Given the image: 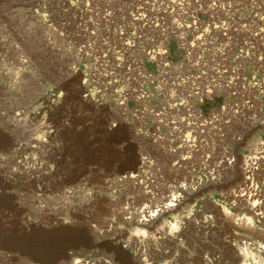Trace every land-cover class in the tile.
I'll return each instance as SVG.
<instances>
[{
  "label": "rangeland",
  "instance_id": "374dc122",
  "mask_svg": "<svg viewBox=\"0 0 264 264\" xmlns=\"http://www.w3.org/2000/svg\"><path fill=\"white\" fill-rule=\"evenodd\" d=\"M219 1L236 5V18L249 3L264 10V0ZM70 2L0 0V264H240L243 248L264 246V126L230 125L210 140L213 154L136 137L70 71L67 39L56 38L75 32ZM263 10L251 17L264 23ZM143 158L152 167L141 191L128 176ZM244 188L258 194L256 219L237 200Z\"/></svg>",
  "mask_w": 264,
  "mask_h": 264
},
{
  "label": "bare ground",
  "instance_id": "6f19581e",
  "mask_svg": "<svg viewBox=\"0 0 264 264\" xmlns=\"http://www.w3.org/2000/svg\"><path fill=\"white\" fill-rule=\"evenodd\" d=\"M69 4L75 32L65 37L56 31V38L67 39L70 71L83 77V96L104 107L115 106L119 124L130 127L136 137L163 145L164 152L213 154L216 148L210 140L224 138L230 125L264 126V30L260 29L264 23L251 17L253 10H263L262 5L249 3L236 18L237 6L219 0ZM93 80L102 83L99 97ZM215 101L206 113V102ZM254 161L251 158L243 172L250 175L248 180ZM140 163L138 174L128 178L144 191L148 187L141 178L152 163L146 158ZM222 163L231 168L235 162L225 157ZM195 182L200 184L203 178L196 176ZM252 191L239 193L243 195L237 200L256 219V204L251 201L258 194ZM178 198L170 196L163 209L171 211ZM155 216V211H148V218ZM247 247L236 263L257 264V255L264 257V246L256 251Z\"/></svg>",
  "mask_w": 264,
  "mask_h": 264
}]
</instances>
